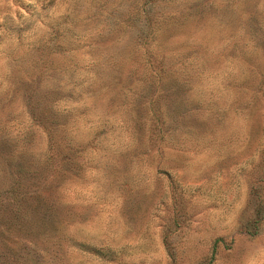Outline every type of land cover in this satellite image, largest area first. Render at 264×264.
<instances>
[{"label":"rangeland","instance_id":"rangeland-1","mask_svg":"<svg viewBox=\"0 0 264 264\" xmlns=\"http://www.w3.org/2000/svg\"><path fill=\"white\" fill-rule=\"evenodd\" d=\"M0 264H264V0H0Z\"/></svg>","mask_w":264,"mask_h":264}]
</instances>
